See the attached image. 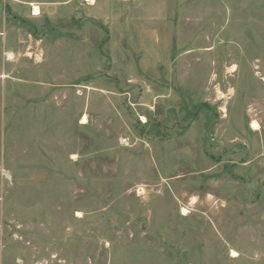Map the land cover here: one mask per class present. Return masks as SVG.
<instances>
[{
	"label": "rangeland",
	"instance_id": "374dc122",
	"mask_svg": "<svg viewBox=\"0 0 264 264\" xmlns=\"http://www.w3.org/2000/svg\"><path fill=\"white\" fill-rule=\"evenodd\" d=\"M0 264H264V0H0Z\"/></svg>",
	"mask_w": 264,
	"mask_h": 264
},
{
	"label": "bare ground",
	"instance_id": "6f19581e",
	"mask_svg": "<svg viewBox=\"0 0 264 264\" xmlns=\"http://www.w3.org/2000/svg\"><path fill=\"white\" fill-rule=\"evenodd\" d=\"M29 5L31 6V9H32V11H33V12H31V13L34 14V15H37V14L39 13V7H38V5H36L34 2L29 3ZM86 122H87V116L84 114V115L81 116L80 123H86ZM258 127H259V125H258L257 121H253V122L251 123V128H252L253 130L258 129ZM73 156H74V155H73ZM181 213H182L183 215H186L187 213H189V210H188L187 208H185V207H182V208H181ZM76 214H77V215H80V212H77ZM80 216H81V215H80ZM230 254H231V256H236V255H237V252H236L235 250H230Z\"/></svg>",
	"mask_w": 264,
	"mask_h": 264
},
{
	"label": "crops",
	"instance_id": "0c3cea01",
	"mask_svg": "<svg viewBox=\"0 0 264 264\" xmlns=\"http://www.w3.org/2000/svg\"><path fill=\"white\" fill-rule=\"evenodd\" d=\"M5 76V75H4ZM82 115H84V114H82ZM82 124H84V123H82Z\"/></svg>",
	"mask_w": 264,
	"mask_h": 264
},
{
	"label": "built area",
	"instance_id": "2783aa9c",
	"mask_svg": "<svg viewBox=\"0 0 264 264\" xmlns=\"http://www.w3.org/2000/svg\"><path fill=\"white\" fill-rule=\"evenodd\" d=\"M33 12V11H32ZM4 175V173H2Z\"/></svg>",
	"mask_w": 264,
	"mask_h": 264
}]
</instances>
